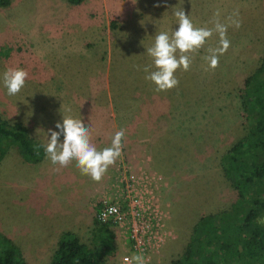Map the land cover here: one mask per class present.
<instances>
[{"label":"rangeland","instance_id":"obj_1","mask_svg":"<svg viewBox=\"0 0 264 264\" xmlns=\"http://www.w3.org/2000/svg\"><path fill=\"white\" fill-rule=\"evenodd\" d=\"M174 8L208 28L217 9L222 23L238 10L241 27H228L231 44L218 67L204 60L218 44L214 32L189 53L190 70L175 73L179 86L157 92L145 79L143 68L153 65L146 48L158 31L171 35L178 29ZM263 54L264 0H86L80 6L12 0L0 7L1 114L24 123L44 145L49 129L59 131L55 125L63 115L92 126L97 149L111 146L115 132L126 130L122 154L100 182L82 175L75 162L55 171L59 166L48 157L32 165L13 151L0 166V232L22 249L26 264H50L63 231L94 244L96 207L110 195L124 163L161 181L172 237L151 264H169L202 214L236 200L219 158L245 134L238 90ZM8 67L29 74L12 96L3 84ZM127 254L136 256L118 246L117 255L105 259L122 264Z\"/></svg>","mask_w":264,"mask_h":264},{"label":"trees","instance_id":"obj_2","mask_svg":"<svg viewBox=\"0 0 264 264\" xmlns=\"http://www.w3.org/2000/svg\"><path fill=\"white\" fill-rule=\"evenodd\" d=\"M65 1L80 6L86 0ZM11 4L12 0H0L1 8ZM238 91L245 134L219 158L236 200L202 214L182 253L169 264H264V54ZM44 146L24 123L0 113V166L13 151L25 163L40 165L47 159ZM98 207L94 244L83 242L73 231H63L50 264H108L105 257L117 255L116 234L99 220ZM0 264H26L22 249L1 232Z\"/></svg>","mask_w":264,"mask_h":264},{"label":"clouds","instance_id":"obj_3","mask_svg":"<svg viewBox=\"0 0 264 264\" xmlns=\"http://www.w3.org/2000/svg\"><path fill=\"white\" fill-rule=\"evenodd\" d=\"M135 3V0H133ZM159 6V5H157ZM173 15L178 20V29L171 35L168 32L158 31L154 36L152 46L146 48V53L152 58L153 65L145 66L143 71L147 73L145 79L156 85L155 91H168L179 86V80L175 73L179 69L190 70L192 59L189 53L196 52L204 47L206 41L215 32L219 36L216 47L208 48V55L204 57L208 67L215 69L219 65V56L227 52L231 42L227 38L228 27H241V21L235 17L239 16L238 10L227 18V23L219 19L220 10L217 9L213 17V28L197 27L193 24L183 8H174ZM154 67L155 70L150 68ZM139 70V67H138ZM28 72L19 67H8L3 73V84L8 95H16L24 87ZM55 131L49 129L47 134L45 152L53 165H58L55 171L66 168L73 162L82 175L89 176L93 181L100 182L107 173L110 166L122 154V140L126 130L120 129L115 132L111 140V146L97 149L92 142V126L86 127L81 119L63 115V122H57ZM63 136V142L60 137ZM117 211L115 208L108 212ZM128 258H125L127 264ZM134 260L137 264H144V258L136 255Z\"/></svg>","mask_w":264,"mask_h":264},{"label":"built area","instance_id":"obj_4","mask_svg":"<svg viewBox=\"0 0 264 264\" xmlns=\"http://www.w3.org/2000/svg\"><path fill=\"white\" fill-rule=\"evenodd\" d=\"M129 165V164H128ZM119 164L115 184L99 206L98 218L103 224L118 231L119 237L130 244L131 253L141 255L144 264H151L153 256L172 237L168 229L169 210L161 201V181L155 175L134 171ZM115 208L117 211L108 212ZM137 264L132 254L122 264Z\"/></svg>","mask_w":264,"mask_h":264},{"label":"crops","instance_id":"obj_5","mask_svg":"<svg viewBox=\"0 0 264 264\" xmlns=\"http://www.w3.org/2000/svg\"><path fill=\"white\" fill-rule=\"evenodd\" d=\"M115 234H116V244L122 248V250L126 251V253H130L131 252V247H130V244H127L126 242L124 243V241L122 242L121 238L118 236L117 232L114 231ZM57 246V244H56ZM56 248V247H55ZM54 248V250H55ZM118 248V247H117ZM129 251V252H127ZM53 254H54V251H53Z\"/></svg>","mask_w":264,"mask_h":264}]
</instances>
